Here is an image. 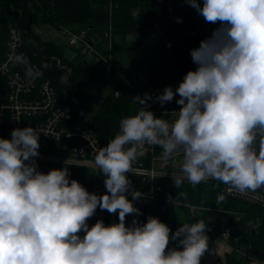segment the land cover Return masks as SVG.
I'll return each mask as SVG.
<instances>
[{"label":"clouds","instance_id":"1","mask_svg":"<svg viewBox=\"0 0 264 264\" xmlns=\"http://www.w3.org/2000/svg\"><path fill=\"white\" fill-rule=\"evenodd\" d=\"M184 2L219 27L191 50L196 69L175 91L168 86L156 97L163 106L179 96L174 121L148 110L150 93L132 98L139 111L122 118L115 137L94 155L105 194L71 179L68 160L63 168L40 171L37 127L0 138V264H201L208 251L205 220L172 233L158 217L138 219L134 201L143 194L128 177L145 145L161 147L166 159L182 153V175L172 174L176 188L210 179L241 193L264 187V0ZM223 200L220 195L216 202ZM98 208L118 212L119 222L89 226ZM172 241L177 247H169Z\"/></svg>","mask_w":264,"mask_h":264},{"label":"trees","instance_id":"2","mask_svg":"<svg viewBox=\"0 0 264 264\" xmlns=\"http://www.w3.org/2000/svg\"><path fill=\"white\" fill-rule=\"evenodd\" d=\"M200 2L202 4V0ZM20 8L21 14L10 8L9 0H0L2 30L9 25L25 30V48L29 52L38 53L36 61L63 102L69 103L71 91L75 88L73 96L78 105L74 106L73 118L86 115V108L91 106L114 74L107 75L103 62L87 60L79 52L67 61L62 56L63 46L53 41H41L33 29L42 24L56 29H85L89 36L99 39V44H102L103 33L110 25L114 55L122 43L130 41L137 47L142 46L158 30L160 21L164 22L149 0H41L39 5H24ZM192 14L204 19L195 9H192ZM193 15L183 14L179 17L182 22L176 20L170 23L150 54L134 63L125 72L123 79H118L113 89L91 109L85 126L93 132L102 147L118 133L122 118L133 116L139 111L141 105L135 103L133 97H143L145 93H150L152 99L148 104L152 109H160L162 106L156 97L164 88L171 86L175 91L186 73L196 69L197 65L193 63L190 52L199 47L203 37L190 43L177 39V31L184 28L187 21H193ZM129 35L135 38L134 41L128 39ZM1 48L0 42V61ZM42 56L60 57L64 68H57L52 60L42 59ZM176 99H179L178 95L166 104L180 108ZM156 149L158 152L162 150L159 146ZM54 168L60 167H50L49 170ZM69 172L70 178L82 185H88L96 178L95 173L84 168L72 167ZM100 178L104 180L102 175ZM128 178L137 191L148 189L147 183L140 178ZM156 185L158 191L154 200L142 199L137 203L141 223H146L149 216L158 217L175 233L183 223L205 220L206 234L210 240H223V235L227 234L226 244L230 250L224 256V264H264V209L225 197L219 181H207L195 187L187 182L176 188L173 180H160ZM220 195L224 196V200L217 204ZM169 197L175 198L176 203L172 204ZM181 205L197 209L190 216L188 209ZM116 218L118 223V214ZM103 221L108 225L107 219ZM131 222L129 215L126 223L130 225ZM177 244V241H172L169 247H177ZM201 264L207 263L201 258Z\"/></svg>","mask_w":264,"mask_h":264},{"label":"built area","instance_id":"3","mask_svg":"<svg viewBox=\"0 0 264 264\" xmlns=\"http://www.w3.org/2000/svg\"><path fill=\"white\" fill-rule=\"evenodd\" d=\"M159 17L164 19L175 17L173 23L183 14H192L190 7L184 0H149ZM41 0H9L10 8L21 14V6L39 5ZM219 24L206 23L204 19L193 15V21H187L186 26L177 31V38L182 42H192L198 37L206 39ZM62 36L67 41L68 47L79 52L87 60L103 62L107 75L116 74L118 66L113 61V39L111 26L103 33L104 42L99 44V39L89 36L83 30H71L60 27ZM25 30L21 27L9 25L2 30L0 24L1 61H0V138L11 139V131L16 128L37 127L41 133L39 157L36 158L38 168L47 172L50 167L65 166L68 160L70 168H84L96 173L94 168V155L102 147L93 132L86 128L85 121L82 124L76 123L73 118L74 106L78 105L77 99L73 96L75 88L71 91L69 103L63 102L58 96L51 83L45 76L43 68L36 61L38 53L29 52L24 46ZM54 62L57 68L63 69L60 57H46ZM42 56V59H46ZM120 79H123L120 76ZM117 95V93H116ZM148 110L152 111L157 118L172 122V116H177L173 111H179L172 105L164 104L160 109H152L147 104ZM141 155L136 164L134 176L147 183V190L141 191L142 199L154 200L157 196V182L160 180H173L172 174L182 175L181 165L183 158L177 160V154L170 158L160 156L156 146L145 145L140 149ZM97 175L90 184L83 185L89 192L97 195L106 193L104 180ZM208 181H217L210 179ZM187 183V180L184 181ZM221 192L227 198L242 201L264 209V187L255 191L244 193L222 183ZM128 199H132L131 195ZM140 199V200H142ZM139 200L134 201L135 206ZM188 209L190 216H193L196 207L181 205ZM117 214H109L106 210L97 209L95 215L89 219V226L97 220H108V224L117 223ZM132 220L133 215H130ZM83 236V233H80ZM227 234L223 235L226 243ZM258 263V262H256Z\"/></svg>","mask_w":264,"mask_h":264},{"label":"rangeland","instance_id":"4","mask_svg":"<svg viewBox=\"0 0 264 264\" xmlns=\"http://www.w3.org/2000/svg\"><path fill=\"white\" fill-rule=\"evenodd\" d=\"M161 18L164 19V17ZM174 19L175 17L171 16V18L164 19L163 20L164 22L160 21V26L158 30L153 35H151L140 47L135 46L134 43L130 41L126 43H122L120 45L119 49L113 55V61L118 66L119 71L114 76H111L109 78L108 83L98 94L97 98L94 100L91 106H88L86 108L85 111L86 115L76 117L77 118V120H75L76 123L82 124L86 119H88L91 115L90 114L91 109L95 108L100 103V101L113 89V86L116 84L118 79H120V76L123 77L125 72L134 63L141 60L143 56H147L148 54H150L151 49L153 48L155 43L159 40L163 30L168 28L170 23H172ZM33 30L41 39V41H45V42L53 41L63 46L62 56L67 61L73 59L74 55L76 56L74 50L68 47L67 41L62 36L61 32L57 30L55 27L50 26L48 24H42L34 28ZM179 39L178 41H180ZM172 117L173 118H171V120H175L177 116H172ZM174 154H177V160L183 158V155L180 152H176ZM159 155L163 156L162 152H160ZM95 175L97 176L98 174L95 173ZM225 251H227V247L224 241L218 239L210 240L208 237V251L203 255V257L207 262V264H223ZM218 259H220L219 262ZM254 264H259V263L255 262Z\"/></svg>","mask_w":264,"mask_h":264},{"label":"crops","instance_id":"5","mask_svg":"<svg viewBox=\"0 0 264 264\" xmlns=\"http://www.w3.org/2000/svg\"><path fill=\"white\" fill-rule=\"evenodd\" d=\"M162 152H163V149H162ZM226 247H227V251H225V254L230 250V248L227 246V244L225 243ZM224 254V256H225ZM202 259H204V257H202ZM205 260V259H204ZM220 261V259H218V262ZM207 263V262H206ZM224 264V263H223Z\"/></svg>","mask_w":264,"mask_h":264}]
</instances>
